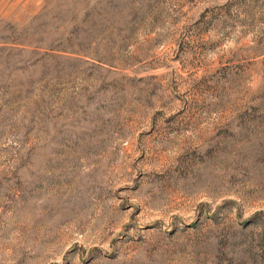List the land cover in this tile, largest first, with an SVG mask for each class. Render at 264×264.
Listing matches in <instances>:
<instances>
[{"label":"rangeland","instance_id":"obj_1","mask_svg":"<svg viewBox=\"0 0 264 264\" xmlns=\"http://www.w3.org/2000/svg\"><path fill=\"white\" fill-rule=\"evenodd\" d=\"M0 264H264V0H0Z\"/></svg>","mask_w":264,"mask_h":264}]
</instances>
